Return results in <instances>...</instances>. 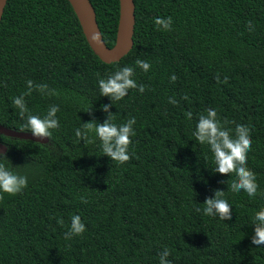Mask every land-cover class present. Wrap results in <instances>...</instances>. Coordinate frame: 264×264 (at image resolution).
I'll use <instances>...</instances> for the list:
<instances>
[{"label": "trees", "instance_id": "1", "mask_svg": "<svg viewBox=\"0 0 264 264\" xmlns=\"http://www.w3.org/2000/svg\"><path fill=\"white\" fill-rule=\"evenodd\" d=\"M89 1L111 49L118 0ZM133 1L132 49L111 64L91 51L68 0L7 1L0 23V126L21 132L26 121L12 99L32 80L58 95L33 90L25 96L28 109L43 118L58 106L60 127L47 144L0 135L6 166L28 178L22 193H0V264H159L165 248L171 264H264V245L251 242L254 215L264 208V0ZM169 16L172 30H157L155 18ZM126 66L145 91L130 89L110 108L117 125L136 119L131 159L119 165L104 155L95 133L84 143L75 129L107 119L101 109L111 100L101 96L98 81ZM217 75L228 82L217 83ZM208 108L233 132L237 124L250 127L247 168L256 175L257 196L231 192L235 174L212 171L210 148L193 136ZM215 190L225 191L230 220L203 214ZM73 215L86 231L65 240Z\"/></svg>", "mask_w": 264, "mask_h": 264}, {"label": "clouds", "instance_id": "2", "mask_svg": "<svg viewBox=\"0 0 264 264\" xmlns=\"http://www.w3.org/2000/svg\"><path fill=\"white\" fill-rule=\"evenodd\" d=\"M157 30L164 31L172 30V17L166 19L157 17L154 20ZM248 30L253 31L252 21L247 24ZM101 35L93 33L90 37L92 42L99 43ZM135 64L144 72H148L151 65L143 60L137 59ZM99 76V74H97ZM135 70L133 67H123L115 73L109 75L106 79L101 78L98 81L101 96L109 97L111 104L102 106V111L107 114V119L103 123H97L95 119L83 123L82 128L75 129L76 137L84 143H91L89 138L90 133H95V137L99 139L104 155L111 158L119 165H123L131 159L129 148L132 145V139L135 135L133 126L136 124L135 117L126 121V123L117 125L113 123V113L110 112L114 102H118L128 95L130 89H137L140 93L145 91L144 85H137L133 79ZM171 81L177 80L176 75L171 76ZM217 83H227L228 78L220 80L219 75L216 77ZM27 92L20 96L14 97L12 103L14 108L18 110L19 117L26 121L21 127V132L30 131L32 136L38 139L49 138L51 140L52 130L60 127L57 113L59 107L56 105L50 106L47 114L41 118L40 116L31 114L25 102V96L32 93L33 90L39 91L41 94L49 96L58 95L55 89H49L47 84H35L32 80L27 82ZM187 99V97H185ZM169 103L176 104L174 98L169 99ZM86 112L91 115V108ZM186 117L191 120L192 112H186ZM228 121L218 119L217 111L213 108L206 109V115H200L196 124L193 136L201 145H207L212 154L215 168L212 170L221 175L235 174L236 179L232 180L229 190L233 193L244 191L249 197H255L258 194L259 185L256 181L255 173L247 168V154L252 148L251 129L249 126L237 124L234 132L232 129L225 127ZM4 161L10 162L3 152H0V193H6L11 196H16L28 187L27 176L20 175L10 170ZM224 183V181H221ZM225 191L215 190L214 197L206 198L203 208V214L209 217H218L220 220H230L232 218V206L224 199ZM264 196V193H260ZM0 199L3 196L0 195ZM81 202H87L85 197H81ZM197 212L201 209L197 208ZM57 223L64 225L63 219H57ZM254 235L252 244L256 246L264 245V208L255 213L253 218ZM86 231V226L82 222L79 215L71 217V224L64 233L65 240H71L74 237L81 236ZM170 251L165 248L159 254V264H171L168 259Z\"/></svg>", "mask_w": 264, "mask_h": 264}, {"label": "water", "instance_id": "3", "mask_svg": "<svg viewBox=\"0 0 264 264\" xmlns=\"http://www.w3.org/2000/svg\"><path fill=\"white\" fill-rule=\"evenodd\" d=\"M8 0H0V23ZM73 8L74 14L82 29L84 38L91 51L99 60L105 64L119 62L127 56L133 46V35L135 26V7L133 0H118L119 18L117 24L116 42L113 48L109 49L103 42L101 32L96 22V14L89 0H68ZM93 33H99V43L92 42L90 37ZM0 135L8 138L32 141L40 144H47L48 138L38 139L31 133L16 132L0 126ZM7 147L0 142V152L4 154Z\"/></svg>", "mask_w": 264, "mask_h": 264}]
</instances>
